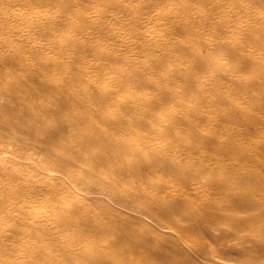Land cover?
Segmentation results:
<instances>
[{"label":"rangeland","instance_id":"374dc122","mask_svg":"<svg viewBox=\"0 0 264 264\" xmlns=\"http://www.w3.org/2000/svg\"><path fill=\"white\" fill-rule=\"evenodd\" d=\"M250 28L264 31V0H0V264H171L163 244L131 243L142 236L131 224L154 228L131 200L158 216L159 195L213 203L177 210L180 222L163 216L180 239L207 249L213 240L196 227L203 217L239 209V193L264 205V180L250 177L264 172V42ZM136 67L139 83H128ZM110 89L106 102L96 98ZM68 104L90 115L83 130ZM246 109L261 120L244 118ZM114 116L127 121L117 137L136 159L104 139ZM141 139L151 145L139 151ZM110 181L128 192L122 204ZM27 207L43 227L23 224ZM244 217L240 208L212 231L226 238L216 250L262 252L247 234L231 237ZM251 224L264 233V222Z\"/></svg>","mask_w":264,"mask_h":264},{"label":"bare ground","instance_id":"6f19581e","mask_svg":"<svg viewBox=\"0 0 264 264\" xmlns=\"http://www.w3.org/2000/svg\"><path fill=\"white\" fill-rule=\"evenodd\" d=\"M186 26L187 25H185V27ZM252 30L254 33L252 32ZM251 32L253 34V38L255 40H257L258 43L260 42V45H261L264 42V31L258 32V30L256 31L255 29L252 28ZM222 48L226 49V50L230 49V47L227 45L222 46ZM205 59L203 61L201 60L202 64L207 63V60H205ZM251 61L255 62V63L258 62L256 57H254ZM262 62H264V60H262ZM133 74L127 75L125 79L128 83L138 84L140 76H139L137 67H136L135 75H133ZM191 75H192L191 73H188L186 75V78L191 79L192 78ZM114 80H115V82H120V80L117 77H115ZM194 81H195V83L197 82L196 83L197 85H198V83H200V80H198V79H195ZM238 85H239L238 86L239 88L243 86L240 82ZM112 91L114 92V89L113 90L110 89L107 92L105 91L102 93H98V95H97L98 97H96V98H98L99 101L101 100L102 102H106L105 99H107L108 97H111L110 95H112V93H113ZM201 91L202 90H200V92ZM201 93L204 97H206L204 92H201ZM27 95H30V94L28 93ZM226 98H228V96ZM1 99H3V96L0 94V100ZM77 101H79V100H77ZM229 101L232 103L231 100H229ZM107 103H109V101H107ZM65 105H67V104H65ZM67 107L68 108L71 107L72 111L74 112L73 114H74L75 119H74V123L72 122L73 123L72 126L76 129L81 128L82 130L84 129L83 127H87V125H88L87 121H89V119L91 118L90 115H88L85 112L80 111L74 105L68 104ZM240 113H243L245 115V116L242 115L244 118L249 114L251 116H254V119L256 122L261 120L260 116L251 114L250 111L247 109L241 111ZM232 115H233V113L230 114V116H232ZM109 118H112V117H109ZM113 118H114L115 124H116V131L111 133V134L104 132V135H105L104 139L108 140V142L110 143V148L114 149L120 155H121V153L122 154L130 153L133 156L132 158L136 159L135 157L137 154H139V152L137 150L136 151L131 150L128 147V143H129L128 140H124V139L119 140L117 137V133H119V131H121L125 128L127 129V127L129 128L127 121H125L122 117H119V116H114ZM90 141L97 143L100 140H99V137L94 133L93 137L91 138ZM216 141L217 142L219 141L218 138H216ZM1 145L4 146L5 143H3V140L0 137V146ZM148 145L149 146L151 145L150 140L141 139V146L139 148V151H142V149H144ZM4 147H6V146H4ZM100 151H102V148L100 149ZM160 156L163 157L162 153H160L159 157ZM164 159H167V157ZM144 163L145 162H138V166H141ZM192 167H193V165H192ZM197 167L204 168V169L208 168L205 161H202V162L200 161V163L198 164ZM219 168L222 170L227 169L230 174H232L234 172V171L228 169L224 165H220ZM188 176L190 178V175H188ZM250 177L253 179H263L264 180V172H262V173H260L259 171L251 172ZM108 183L111 184V188L113 189V193L111 194L113 198H111V200L113 202H116L117 204H122L120 202H122L124 199H126L125 196L127 195L128 192H126L124 190L114 192V189H115L114 187L117 185V183L115 181H110ZM155 199H154V201L156 202L155 206L158 207L163 212L162 213L163 216L166 215V216L172 217L175 220H178L179 222L182 221V217L176 216V212L179 209L183 208L186 210V212H191V214L193 215V213H194L193 211H194L196 203L200 204L202 206H205V207H209V208L215 207V205L211 202H208L204 199H200V200L195 199L193 197L186 198L182 202L180 201V202L173 203V204L166 203L165 198L162 197L161 195L157 196V198H155ZM235 199H236L237 204H238L237 207H239V209L240 208L242 209V211L245 214V217L243 218V220H241V222L237 223L234 226L233 232L231 233V237L238 238L241 234H247L246 237L254 240L256 244L260 245L259 249L262 252L256 254L251 259H246L242 255L234 257L229 252H225V251L219 252L218 250H216L218 248L217 246H220L218 244L225 241L226 238H223V237L219 238L218 236H216V234L214 235V233L212 231L217 229V228L220 229L219 227L223 225V222L228 218V216H230V215L233 216L234 214H237L239 209H237L236 207H234L232 205L227 210H225L222 214H220L218 216L206 215L205 217H203L200 226L196 225V227L203 228L206 235L208 237H210L211 240H213V243H212L213 247L211 249H207L204 247H200V248L192 247L191 241H188L185 239H180L179 236L176 235V233H175V232H177V230H176L177 228H175L168 221H165L163 216L153 215L150 213V211L143 209L142 207L144 205L146 206V204L144 203L145 200L140 199V198H135L134 201L131 200L132 201L131 202L132 207L141 208L142 209V215L146 219L153 222L154 228L152 230H146L137 224H131L129 226L130 227L129 229H131L132 231H135V232L140 231L142 236H139V235L133 236L132 235L130 237V241L132 244H136L139 249L150 248L154 244H156V245L157 244H163L167 248L166 252H164V255L169 257V259L173 260L172 261L173 263H171V264H202V263L203 264H264V233L263 232L257 233V232H254L253 230L250 229V227L253 226V224L250 225L251 222H254V223L255 222L256 223H263L264 222V215L257 214L256 216H254L251 213L252 211H255V212L261 211L262 209H264V205L260 204L255 199V197L253 195H251V193H249V192L239 193L236 195ZM23 211L27 213V216H25V219H23V221H24L23 224H26V223L31 224V225L35 224V227L38 226L39 228L44 226L43 223H45V222L35 223L34 221L31 220V217L29 215L31 213H35L34 210L29 209V208H28V210H25V208H23ZM44 220L46 221V219H44ZM115 225L116 224H110L108 226V228H111V227L113 228ZM125 229H127V228L125 227ZM122 230H124V229H122ZM54 239H57V238H54ZM69 255L77 256V254H75L73 252H70ZM191 255L195 256L197 260L194 262L190 261L189 257ZM90 256L95 258L96 254L93 252H90ZM104 258H107V256L106 257L103 256L101 259L104 260ZM132 262H133V259H132V257H130L125 262V264H132Z\"/></svg>","mask_w":264,"mask_h":264}]
</instances>
